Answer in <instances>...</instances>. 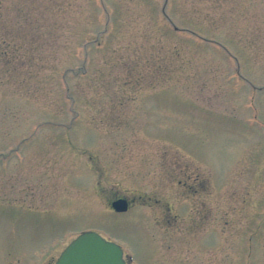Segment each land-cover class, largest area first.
<instances>
[{"label": "rangeland", "instance_id": "1", "mask_svg": "<svg viewBox=\"0 0 264 264\" xmlns=\"http://www.w3.org/2000/svg\"><path fill=\"white\" fill-rule=\"evenodd\" d=\"M85 231L264 264V0H0V264Z\"/></svg>", "mask_w": 264, "mask_h": 264}, {"label": "water", "instance_id": "2", "mask_svg": "<svg viewBox=\"0 0 264 264\" xmlns=\"http://www.w3.org/2000/svg\"><path fill=\"white\" fill-rule=\"evenodd\" d=\"M117 212L128 209V200L118 198L111 203ZM54 264H127L120 245L95 231H85L74 238L60 253Z\"/></svg>", "mask_w": 264, "mask_h": 264}, {"label": "flooded vegetation", "instance_id": "3", "mask_svg": "<svg viewBox=\"0 0 264 264\" xmlns=\"http://www.w3.org/2000/svg\"><path fill=\"white\" fill-rule=\"evenodd\" d=\"M164 10V9H163ZM132 202H130V200H129V203H128V205H129V207H128V210H129V208L131 207V204ZM197 264H200V263H197ZM206 264H213V262L212 261H207L206 262Z\"/></svg>", "mask_w": 264, "mask_h": 264}]
</instances>
